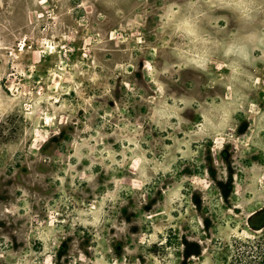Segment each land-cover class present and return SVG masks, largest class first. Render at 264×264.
I'll list each match as a JSON object with an SVG mask.
<instances>
[{
  "label": "rangeland",
  "instance_id": "374dc122",
  "mask_svg": "<svg viewBox=\"0 0 264 264\" xmlns=\"http://www.w3.org/2000/svg\"><path fill=\"white\" fill-rule=\"evenodd\" d=\"M251 7L0 0V264H264Z\"/></svg>",
  "mask_w": 264,
  "mask_h": 264
},
{
  "label": "clouds",
  "instance_id": "9594fccd",
  "mask_svg": "<svg viewBox=\"0 0 264 264\" xmlns=\"http://www.w3.org/2000/svg\"><path fill=\"white\" fill-rule=\"evenodd\" d=\"M211 2V0H209ZM253 0H219V5L230 8L237 13H239L242 19L248 20L251 19V13L253 11L251 5ZM195 7V4L192 5ZM213 6H216L215 4ZM200 13L195 17H189L184 21L185 31L188 36L197 38V34L195 31V20L198 18Z\"/></svg>",
  "mask_w": 264,
  "mask_h": 264
},
{
  "label": "flooded vegetation",
  "instance_id": "af4514ba",
  "mask_svg": "<svg viewBox=\"0 0 264 264\" xmlns=\"http://www.w3.org/2000/svg\"><path fill=\"white\" fill-rule=\"evenodd\" d=\"M247 223L253 230H264V203H262L257 209L250 212V217Z\"/></svg>",
  "mask_w": 264,
  "mask_h": 264
},
{
  "label": "trees",
  "instance_id": "16d2710c",
  "mask_svg": "<svg viewBox=\"0 0 264 264\" xmlns=\"http://www.w3.org/2000/svg\"><path fill=\"white\" fill-rule=\"evenodd\" d=\"M8 119V118H7ZM6 121V120H5ZM0 139H4V138H7V135H5L6 133L3 131L2 133H0Z\"/></svg>",
  "mask_w": 264,
  "mask_h": 264
}]
</instances>
